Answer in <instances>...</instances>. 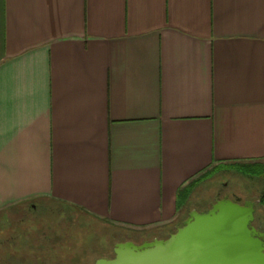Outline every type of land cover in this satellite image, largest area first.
<instances>
[{
    "label": "crops",
    "instance_id": "crops-1",
    "mask_svg": "<svg viewBox=\"0 0 264 264\" xmlns=\"http://www.w3.org/2000/svg\"><path fill=\"white\" fill-rule=\"evenodd\" d=\"M236 164L260 198L264 0H0V216L148 240Z\"/></svg>",
    "mask_w": 264,
    "mask_h": 264
},
{
    "label": "water",
    "instance_id": "water-1",
    "mask_svg": "<svg viewBox=\"0 0 264 264\" xmlns=\"http://www.w3.org/2000/svg\"><path fill=\"white\" fill-rule=\"evenodd\" d=\"M255 203L225 196L206 212L190 210L166 239L116 243L112 259L94 264H264V232Z\"/></svg>",
    "mask_w": 264,
    "mask_h": 264
},
{
    "label": "rangeland",
    "instance_id": "rangeland-1",
    "mask_svg": "<svg viewBox=\"0 0 264 264\" xmlns=\"http://www.w3.org/2000/svg\"><path fill=\"white\" fill-rule=\"evenodd\" d=\"M231 168L241 169V165L236 164L224 166V168L214 172L204 173V176H201L202 178L199 179L192 190V194H194L196 197L191 201V210L199 211L206 208V204L209 201H212V199L220 191L221 194H234L241 198L242 201H253L254 203H257L259 200L261 187L257 185L258 183L255 182V179L243 175L242 172L234 171V169ZM61 209L64 211L66 210L64 208ZM51 211L45 209V207H39V205H37V210L32 211L35 213V215L29 216L28 221L24 225L23 223L20 225L15 224V214L12 215L13 220H4V215H1L0 218L3 220L2 222L5 221L4 223L7 222L9 224V228L12 231L11 233L15 236L16 234H20L25 230L27 232L30 231V234L35 236L37 229L41 227L45 233L50 235L49 237L60 236L61 241H68V245L70 246L71 250L74 249V251H79L77 249L78 247H81L82 249L85 248L87 252L86 261H88L89 264H94L96 259H99V257L104 258L105 256L112 255V250L114 247L113 245L120 243L122 240H127L125 235L117 234L114 229L107 226H102L95 221L80 217L79 219L75 220L73 224H69L68 221L63 218L64 215L62 214V211ZM253 226L264 232V213L262 206L260 205L255 206V219ZM75 228L79 229L77 230ZM166 234H159L158 237H164ZM20 236L21 234L17 239L21 240L22 236ZM77 237L80 239H77ZM131 240L136 242L142 241L140 239ZM18 242L20 245L21 243L23 244V240ZM33 242H35L34 238L32 239V243ZM41 246H43L45 252L44 264H53L55 261L58 262L55 254H52V252H57L58 255H60L58 249L55 247L52 248L48 243H46V240ZM75 246H77V248ZM9 247L10 250L16 249L18 247V243L12 242ZM65 248L66 247H64L63 250H65ZM2 250L3 249L1 248L0 252H2Z\"/></svg>",
    "mask_w": 264,
    "mask_h": 264
},
{
    "label": "flooded vegetation",
    "instance_id": "flooded-vegetation-1",
    "mask_svg": "<svg viewBox=\"0 0 264 264\" xmlns=\"http://www.w3.org/2000/svg\"><path fill=\"white\" fill-rule=\"evenodd\" d=\"M225 196H228V198L233 199L235 195L234 194H224V193L221 194V191H220L219 193L216 194V196L212 199V201H209V202L207 201L208 203L206 205L208 207L206 206V208L201 209L198 212H206L207 210H209L211 204L216 202L217 199L223 198ZM33 215H35V213L30 212V211L17 213L14 215L15 224H18V225L22 223L23 225L26 224L29 216H33ZM7 219L13 220L12 215L8 214L7 217L4 218V220H7ZM2 221L3 220L0 218V249L1 248L3 249L2 252H0V264H44L45 262L44 253L45 252H44L43 246L41 245L44 244L45 240H46V243H48L52 248L55 247L56 249H58L59 254H60L58 255L57 252H52V254H55L58 260V262L55 261L53 262V264H89V262L86 261L87 252L84 247H83L84 249H82L81 247L77 248L78 246L77 245L75 247L79 251H76V250L74 251V249L71 250L70 246L68 245L69 244L68 241H65V240L61 241L60 236L49 237L50 235L45 233L41 227L37 229V233L35 234V236H32L30 234V231L27 232L26 230L23 231L24 233L23 232L20 233L22 236L21 240H23V244L21 243L20 245L18 241H21V240L17 239L20 234H16V236L13 235L11 233L12 232L11 229L9 228V224L7 222L4 223L5 221L4 222ZM181 222L182 220L177 222L175 225H173V227H171L172 229L169 230L164 237H156V238L166 239L170 234L175 232L176 228L179 226V224H181ZM75 229L78 230L79 228H75ZM33 238L35 242L32 243ZM77 239H80V238L77 237ZM153 239L155 238L143 240L141 242H138V241L136 242L132 240H125L123 242L131 241L136 245H140L145 241H151ZM12 242L18 243V247L16 249L10 250L9 245ZM64 247H66L65 250H63ZM112 258H113V254L105 256L104 258L99 257V259H112Z\"/></svg>",
    "mask_w": 264,
    "mask_h": 264
},
{
    "label": "trees",
    "instance_id": "trees-1",
    "mask_svg": "<svg viewBox=\"0 0 264 264\" xmlns=\"http://www.w3.org/2000/svg\"><path fill=\"white\" fill-rule=\"evenodd\" d=\"M250 174L261 176L264 179V170L262 172L252 171V172H250ZM263 204H264V184H263V188H262V195L259 198V200L257 201V203H255V206H257V205L263 206Z\"/></svg>",
    "mask_w": 264,
    "mask_h": 264
}]
</instances>
